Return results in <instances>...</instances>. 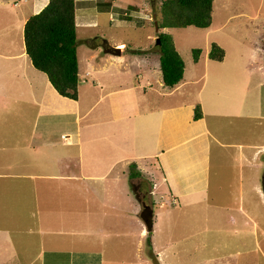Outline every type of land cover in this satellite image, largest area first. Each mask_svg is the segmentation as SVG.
<instances>
[{
  "label": "rangeland",
  "instance_id": "374dc122",
  "mask_svg": "<svg viewBox=\"0 0 264 264\" xmlns=\"http://www.w3.org/2000/svg\"><path fill=\"white\" fill-rule=\"evenodd\" d=\"M37 1L39 5L40 0ZM74 1L75 6L88 3V0ZM102 2L104 1H89L91 5ZM120 3V19L116 18L115 21L111 22L108 10L102 8L97 15H85L81 19L78 15L75 18L80 77L86 69L89 55L94 54L95 62L100 57L113 58L112 62L108 61L109 58L104 61L114 69L113 74L99 77L102 83L106 82L108 85L120 81L136 84L138 81L148 88L147 76L142 71H146L151 63L149 56L154 63L159 58L156 39L161 30L172 35L175 48L184 60V70L186 67L189 73L193 72L197 66L194 61L199 58L202 70L206 65L213 66L218 62L209 59L211 43L217 42L225 53L221 61L222 67L216 69V72L224 67L231 75L227 79L228 83H236L233 78L236 75L238 80L242 79L243 70L249 66V51H252L251 56L259 57L262 52L264 56V0H213L211 23L207 26L190 24L164 27L156 25V20L162 16L161 0H123ZM140 7H144L149 16H143L139 11ZM30 9V2L19 0L14 5L13 0H0V90L1 93L4 91L3 94L0 93V97L5 96V106L2 107L0 103V174H3L0 175V227L5 226L12 234L36 235V242L43 240L46 242L44 247L52 250H68L72 246L84 248L80 253H83V259L89 264H159L151 243L148 245V229L140 215L141 207L136 217L143 220L146 231L142 232L143 237L137 238L134 213L124 216V209L120 211V215L117 211L114 220L109 213H105L102 222L99 223L98 219L92 225L83 226L78 216L88 213L85 204L82 202L81 208H72L63 199V196H70L72 200V192L60 189L62 192L57 190L40 194L42 189L39 188L38 191H33L32 186L50 185L51 182L55 184L47 174L68 168L64 167L65 158L58 161L56 155L63 153L60 150L69 153L74 146L60 142L42 146L36 142L34 146L38 152L35 158L28 149L33 147L27 143L32 129L39 132L41 129L54 130L59 126L71 127L72 124V118L59 119L43 115L33 101L39 100L43 94L51 101L57 96L47 89L48 78L33 66L28 55L19 54L21 50L25 51L23 27L32 14H28ZM153 13L154 17L150 15ZM23 16L26 17L24 21ZM119 42L124 45L118 47ZM195 47L200 48V52L198 58L193 60L192 49ZM258 47L262 49L259 51ZM10 54L15 56L12 58L8 56ZM262 60L264 65V58ZM102 62H99L100 66ZM155 75L149 82L164 86L161 87L163 91L168 90L162 81V75L161 79L159 75ZM250 78L257 79L258 75ZM91 80V76L86 78L87 82L82 78L80 80L81 87L83 83L80 98L82 106L90 98L85 94L84 88L92 89ZM96 80L97 78L95 83ZM51 117L57 122L54 123ZM261 129L262 126L257 127L252 134L245 132L242 135L224 128L219 131V136L222 139L226 136L231 140L238 138L239 141H245L248 138L262 142L264 131L261 132ZM60 132H56L55 137L60 138ZM226 149L230 150L231 155L221 156L217 151L214 153L209 206L181 203L171 207L172 204L168 201H165L168 204L155 205L157 215H161L160 210L164 212L157 225L155 243L165 246L166 251H174V256L167 254L170 264H264V155L248 161H237L238 158L234 157L237 147ZM131 163L134 167L129 166V172H138L131 179V190L133 193L137 191L153 207L155 202L152 201V191H155L156 183L153 175L148 172L150 168L143 165L141 170L137 168V161ZM7 198L10 202L6 204ZM138 201L141 205V201ZM89 207L94 210V206ZM173 217L179 218L176 223ZM87 228L90 229L89 233L85 232ZM37 236L42 238L38 240ZM12 241L18 247L21 260L25 261L24 248L19 247L25 242L20 237L18 240L13 237ZM64 259L65 257H55L50 263L69 264ZM41 260L42 256L32 264H41Z\"/></svg>",
  "mask_w": 264,
  "mask_h": 264
},
{
  "label": "crops",
  "instance_id": "0c3cea01",
  "mask_svg": "<svg viewBox=\"0 0 264 264\" xmlns=\"http://www.w3.org/2000/svg\"><path fill=\"white\" fill-rule=\"evenodd\" d=\"M23 1L31 3L28 13L30 14L41 9L48 0H40L39 5L37 0ZM89 1L91 0H88V3L83 2L85 3L83 6H75V18H78V15L80 19L85 15H97L102 8L108 10L111 22L116 18L120 19L118 10L121 9L119 5L123 0H103L104 2L99 5H91ZM18 3L19 0H13L14 5ZM143 8L140 7L139 11L143 16H149ZM150 15L154 17L155 14ZM25 18H22L23 21ZM122 45L123 42L117 44L118 47ZM23 53L24 50L19 52V54ZM249 53L250 57L247 60L249 66L243 70L242 79L238 80L237 75L233 76L236 83L227 82L231 75L224 67L216 72V69L222 67L223 59H215L217 63L213 66L206 65L202 70L199 58L194 61L197 66L192 73H189L185 67L180 81L173 86H167L169 89L163 91L161 87L164 86L149 82L156 77L155 74L161 75L159 58L154 63L149 56L148 60L151 63L146 71H142L147 76L148 88L138 81L136 84L116 81L115 84L108 83V86L106 82L102 83L99 77L113 74L114 67H109V63L104 62L109 57H100L99 60L96 58L97 62H95L94 54L89 55L82 77L78 69L77 99L60 95L47 80V89L57 97L51 101L43 94L39 100H33L35 105L44 113L43 115L59 119L72 118V124L71 127L59 126L54 130L41 129L39 132L37 129H32L27 143L33 147L28 149L35 158L38 152L34 146L36 142L42 146L60 142L74 147L69 153L60 150L63 153L56 155L58 161L65 158L64 167L68 168L47 174L55 184L51 182L50 185L32 186L33 191H38L39 188L42 189L40 194L57 190L72 192V200L70 196L65 198L63 196V199L72 208H81L82 202L85 204L88 213L78 216L83 226L92 225L98 219H100L99 223L102 222L105 213H109L113 220L117 211L120 215V211L124 209V216L127 213H134L137 238L143 237L142 232L146 231L145 224L136 217L141 205L131 190L133 178L128 176L130 163L137 161V168L143 170V165L150 168L148 172L153 175L156 183L155 191H152L154 195L152 201L155 203L150 235L151 247L159 264H170L167 261V254L174 256V251H166L165 246L155 243L157 225L164 215L162 210H160L161 215L156 214V203L170 202L171 207L179 206L181 203L209 206L211 167L216 151L222 156L230 154V150L226 148L236 146L234 157L238 158L237 161H240L239 159L248 161L250 158L264 155V140L259 142L246 138L244 141L242 138L243 140L239 141L238 138L227 139L226 136L223 140L219 136V131L224 128L228 129L227 131L240 132L242 135L245 132L252 134L260 126H262L261 132L264 131V65L261 62L264 56L263 52L259 57L251 56L252 51ZM101 61L103 62L100 66ZM108 61L112 62L113 58H109ZM255 71L257 74H254ZM252 75H258V78L251 79ZM90 76L92 89L84 88L85 94L90 98L82 106L80 98L83 83L81 87L80 80L82 78L87 82L86 78ZM3 93L4 91L1 94ZM157 101L159 102L156 103ZM0 103L2 107L5 106V96L1 95ZM196 103L200 104L201 116L194 119ZM52 119L54 123L57 122ZM233 123L235 124L232 125ZM58 131H61L60 138L54 135ZM241 165L243 166L242 162ZM9 202L7 198L6 204ZM90 205L94 206V210L90 209ZM23 214L26 216L25 212ZM178 219L173 217L174 223ZM89 230L87 228L85 232L89 233ZM13 237H17V240L20 237V240L25 242L19 246L24 248L25 261L21 260L18 247L12 241ZM35 237L36 235L12 234L5 229V226H1L0 264H32L40 256H42L41 264H51V259L55 257H65L64 260L69 264H89L83 259V253H80L84 248L72 246L68 250H52L44 247L45 241L36 242ZM37 238L39 240L42 237L37 236ZM78 254L80 255L77 256Z\"/></svg>",
  "mask_w": 264,
  "mask_h": 264
},
{
  "label": "trees",
  "instance_id": "16d2710c",
  "mask_svg": "<svg viewBox=\"0 0 264 264\" xmlns=\"http://www.w3.org/2000/svg\"><path fill=\"white\" fill-rule=\"evenodd\" d=\"M213 0H161L162 16L156 20L158 27L164 26H207L211 23ZM75 20L74 0H48L39 11L32 13L26 19L23 27L25 53L31 63L43 72L56 91L72 99L78 98V58L77 29ZM159 65L162 81L167 86H173L180 81L184 72V60L176 50L172 35L159 31ZM193 60L198 58L200 48L195 47ZM224 48L217 42H212L209 57L221 60ZM201 116L199 103L194 106L193 118ZM133 163H130V167ZM138 174L130 170L129 177ZM138 190V189H137ZM141 201L140 215L148 229V245L154 220V208L149 201L144 200L137 191L134 192ZM144 197V196H143Z\"/></svg>",
  "mask_w": 264,
  "mask_h": 264
},
{
  "label": "water",
  "instance_id": "95a60500",
  "mask_svg": "<svg viewBox=\"0 0 264 264\" xmlns=\"http://www.w3.org/2000/svg\"><path fill=\"white\" fill-rule=\"evenodd\" d=\"M156 41H159L158 37H157ZM262 189H263V193H264V173L262 175Z\"/></svg>",
  "mask_w": 264,
  "mask_h": 264
}]
</instances>
